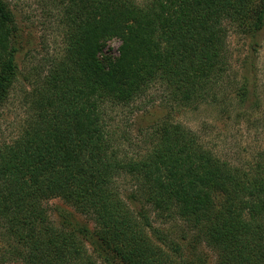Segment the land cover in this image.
Segmentation results:
<instances>
[{
    "label": "trees",
    "instance_id": "obj_1",
    "mask_svg": "<svg viewBox=\"0 0 264 264\" xmlns=\"http://www.w3.org/2000/svg\"><path fill=\"white\" fill-rule=\"evenodd\" d=\"M53 1L63 7L65 46L25 73L18 13L0 0V121L11 104L23 115L15 132L0 131V262L264 264V148L221 155L179 118L261 111L264 124V0ZM231 34L248 40L238 70ZM147 98L165 113L134 137L112 113L135 114ZM57 197L95 229L68 207L55 223Z\"/></svg>",
    "mask_w": 264,
    "mask_h": 264
},
{
    "label": "rangeland",
    "instance_id": "obj_2",
    "mask_svg": "<svg viewBox=\"0 0 264 264\" xmlns=\"http://www.w3.org/2000/svg\"><path fill=\"white\" fill-rule=\"evenodd\" d=\"M18 13V21L23 28V45L19 52V62L23 72L28 73L35 67H43L46 61L59 55L65 46L66 28L64 24L63 7L59 6L53 0H9ZM121 41L117 38L111 40L106 48V53L115 57L119 53ZM228 45L231 49L233 58V68L238 70L237 61L241 62L248 54V40L245 37L231 34ZM51 56V57H50ZM49 57V58H48ZM258 74L261 79L260 95L264 102V31L262 33V44L257 56ZM147 98L140 106L144 109L131 113L128 109H118L112 113L118 126L128 130L134 137L138 135L139 126H145L151 122L150 119L160 118L165 112L157 102H151ZM264 104V103H263ZM20 108L17 104H11L8 111L5 112L3 119L0 121L1 132L9 135L15 132L21 117L19 116ZM6 115L8 116L7 118ZM19 116V118H18ZM187 125L197 128L199 134L206 140V143L213 150L221 155L242 156L240 159L251 157V154L260 148H264V124L257 122V119L263 118V113H255L248 119H237L232 112L230 115L217 113L215 110L203 108L199 112L184 111L179 116ZM14 127V128H13ZM138 147L136 145L125 146V150L134 152ZM235 154V155H234ZM124 187H131L128 179L123 181ZM51 218L55 223H61L59 209L68 207L73 211L74 217L81 223L87 224L92 230L95 224L90 218L80 211L76 210L72 205L64 202L63 199L57 197L49 201ZM168 221H155L156 226H169ZM90 252L92 247L86 245ZM210 259H215L213 251L206 246L202 248ZM99 264H108L99 259ZM0 264H19L4 263Z\"/></svg>",
    "mask_w": 264,
    "mask_h": 264
}]
</instances>
